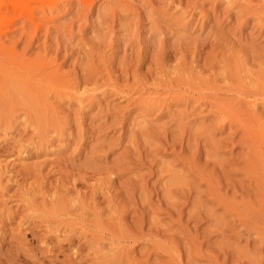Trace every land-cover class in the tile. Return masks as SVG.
Segmentation results:
<instances>
[{"label":"rangeland","instance_id":"rangeland-1","mask_svg":"<svg viewBox=\"0 0 264 264\" xmlns=\"http://www.w3.org/2000/svg\"><path fill=\"white\" fill-rule=\"evenodd\" d=\"M42 1L0 28V264H264V0Z\"/></svg>","mask_w":264,"mask_h":264},{"label":"bare ground","instance_id":"bare-ground-1","mask_svg":"<svg viewBox=\"0 0 264 264\" xmlns=\"http://www.w3.org/2000/svg\"><path fill=\"white\" fill-rule=\"evenodd\" d=\"M38 2L43 3L42 0H0V28L8 25L6 17L9 13L23 14L27 12L31 14L33 11V4ZM41 55H43V53Z\"/></svg>","mask_w":264,"mask_h":264}]
</instances>
